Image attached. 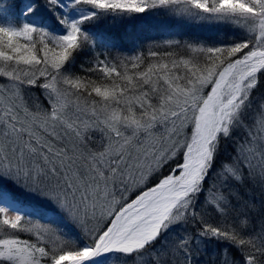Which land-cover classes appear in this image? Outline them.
Here are the masks:
<instances>
[{"label": "snow or ice", "instance_id": "1", "mask_svg": "<svg viewBox=\"0 0 264 264\" xmlns=\"http://www.w3.org/2000/svg\"><path fill=\"white\" fill-rule=\"evenodd\" d=\"M0 79V264H264V0H0Z\"/></svg>", "mask_w": 264, "mask_h": 264}, {"label": "trees", "instance_id": "2", "mask_svg": "<svg viewBox=\"0 0 264 264\" xmlns=\"http://www.w3.org/2000/svg\"><path fill=\"white\" fill-rule=\"evenodd\" d=\"M17 2H19V0H17ZM129 33L131 35H135L136 38L138 39V42L142 46H145L147 44V42H149V41H153L154 40V41L160 42V41L163 40L162 37H161V34L162 33L158 32V31H154V27L153 28H150V29H145L143 31H137L136 29H129ZM186 36H187V34H186ZM160 50L163 51L165 49L162 46ZM90 58H91V52H84V53H82L80 56L77 57L76 62L74 64L73 68H72V71L75 72V73H77V74L83 75L84 73L81 71V65L83 64L85 67H87L88 66L87 61ZM0 83H6V80L5 79H0ZM31 92H32L33 95L39 96L40 99H41V101H43L44 104H45V106H47V102L44 100V97H43V90L42 89L33 88V89H31ZM257 92L261 96H264V83L261 84V86L257 90ZM255 94L256 93H254V95ZM188 134H190V130L188 131ZM167 172H168V169H167V171L164 174H167ZM19 235L23 239H28V240L35 241V237L32 236V235L24 234V233H19ZM217 247H219V246H217Z\"/></svg>", "mask_w": 264, "mask_h": 264}, {"label": "rangeland", "instance_id": "3", "mask_svg": "<svg viewBox=\"0 0 264 264\" xmlns=\"http://www.w3.org/2000/svg\"><path fill=\"white\" fill-rule=\"evenodd\" d=\"M154 31H158V32L162 33L161 34L162 39H167L168 38V36L166 35V33L163 30H158V29L154 28ZM234 34H235L234 33V29H232L230 26H222L219 29V35H220L221 38H227L228 36H231V35H234ZM166 171H167V169H165L164 173ZM68 227H69L70 230L74 231V228H73L72 225H69Z\"/></svg>", "mask_w": 264, "mask_h": 264}]
</instances>
